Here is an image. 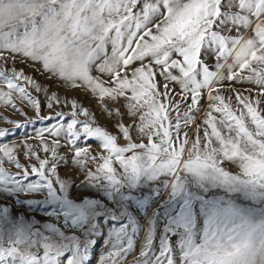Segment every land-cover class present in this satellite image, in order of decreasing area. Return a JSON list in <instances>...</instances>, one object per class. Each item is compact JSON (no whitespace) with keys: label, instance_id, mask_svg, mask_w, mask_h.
Instances as JSON below:
<instances>
[{"label":"snow or ice","instance_id":"obj_1","mask_svg":"<svg viewBox=\"0 0 264 264\" xmlns=\"http://www.w3.org/2000/svg\"><path fill=\"white\" fill-rule=\"evenodd\" d=\"M0 106V264H264V0H0Z\"/></svg>","mask_w":264,"mask_h":264},{"label":"rangeland","instance_id":"obj_2","mask_svg":"<svg viewBox=\"0 0 264 264\" xmlns=\"http://www.w3.org/2000/svg\"><path fill=\"white\" fill-rule=\"evenodd\" d=\"M38 67V66H37ZM29 71H31V69H29ZM38 79H43L42 77H37ZM69 98L74 97V96H78L80 100H82L85 104V106L91 105L93 108V111L99 121L100 124H107L109 129H111L112 131H115V129H112V120L114 118V113H108L106 110H102V106L97 105V103L94 100H90L87 97H85L82 93H72L69 92L68 93ZM67 110V109H65ZM0 114H4L6 116L11 117L12 119H16V120H23V115L17 112L12 111L9 108H4L2 106H0ZM44 115H47L48 112L47 110L44 111L43 113ZM28 115L29 116H33L34 113L32 111H28ZM125 124H129L131 121L128 120L127 118L123 121ZM41 124H36L35 127H41ZM0 127H11V125L7 124L5 121L0 120ZM29 132L32 131V128L29 127L28 129ZM20 138V134L16 133L14 136L10 134L9 136V141L13 140V139H19ZM88 144H90L93 148L97 147V142L95 141L94 138H89ZM62 151H66V149H62ZM21 161L22 162H26V158L25 157H21ZM6 167H9L13 172L18 171V169H16L13 165H6ZM94 167V165H93ZM64 170L61 169V173L63 174ZM72 179L76 182L73 185V189L76 188V186L80 183V181L83 179V175L82 173H76ZM39 211V209H38ZM99 251V249H97Z\"/></svg>","mask_w":264,"mask_h":264}]
</instances>
